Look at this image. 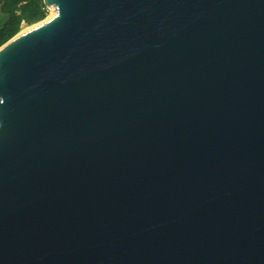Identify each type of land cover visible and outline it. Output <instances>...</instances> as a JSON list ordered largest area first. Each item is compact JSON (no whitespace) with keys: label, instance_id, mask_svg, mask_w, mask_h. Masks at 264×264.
Segmentation results:
<instances>
[{"label":"water","instance_id":"1","mask_svg":"<svg viewBox=\"0 0 264 264\" xmlns=\"http://www.w3.org/2000/svg\"><path fill=\"white\" fill-rule=\"evenodd\" d=\"M0 46V264H264V0H44Z\"/></svg>","mask_w":264,"mask_h":264},{"label":"trees","instance_id":"2","mask_svg":"<svg viewBox=\"0 0 264 264\" xmlns=\"http://www.w3.org/2000/svg\"><path fill=\"white\" fill-rule=\"evenodd\" d=\"M48 5L44 0H0V46L22 29L43 18Z\"/></svg>","mask_w":264,"mask_h":264},{"label":"rangeland","instance_id":"3","mask_svg":"<svg viewBox=\"0 0 264 264\" xmlns=\"http://www.w3.org/2000/svg\"><path fill=\"white\" fill-rule=\"evenodd\" d=\"M53 11H54V9H52V7L48 6V8H47V13H48V15L51 14ZM0 14H1V11H0ZM29 25H30L29 23H27V22H23V26H22V28H26V27H28Z\"/></svg>","mask_w":264,"mask_h":264},{"label":"bare ground","instance_id":"4","mask_svg":"<svg viewBox=\"0 0 264 264\" xmlns=\"http://www.w3.org/2000/svg\"><path fill=\"white\" fill-rule=\"evenodd\" d=\"M50 7H52V9H55V6L54 5H50Z\"/></svg>","mask_w":264,"mask_h":264}]
</instances>
